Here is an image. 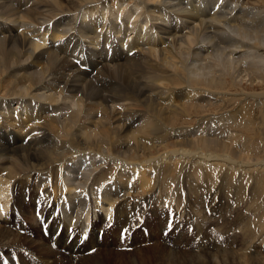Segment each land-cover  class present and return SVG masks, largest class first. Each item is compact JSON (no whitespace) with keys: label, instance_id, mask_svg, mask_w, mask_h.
Segmentation results:
<instances>
[{"label":"bare ground","instance_id":"6f19581e","mask_svg":"<svg viewBox=\"0 0 264 264\" xmlns=\"http://www.w3.org/2000/svg\"><path fill=\"white\" fill-rule=\"evenodd\" d=\"M141 3L143 10H136L130 24L123 27L129 32L122 31V37L117 38L108 29L110 48L106 46L100 24L117 19ZM195 3L197 11L189 8L185 0H0V201L7 202L6 206L0 202V255L10 263L13 256H19L22 264H222L225 254L232 257L235 254L234 258L241 256L242 252L232 253L231 249L233 238L236 240V227H244L242 222L248 220V215L235 212L244 216L223 220L225 228H220L216 237L209 239L207 223L212 220L207 215L211 201L206 198L207 208L203 204L189 207L196 202V196L186 203L181 190H166L169 185L161 188L166 185V179L174 183L176 175L182 173L206 177L208 172L213 173L215 164L230 169L256 167V172L264 166L262 159L259 161L262 167L257 168L258 161L251 157L253 154L247 155L250 151L242 154L246 150V141H243L246 132L259 130L251 127L254 124L251 111H246L242 105L234 111L231 108L218 111L224 108L223 104L212 105L222 96L227 98V93L236 88L242 90L237 95L241 102L264 103V70L260 69L263 66L245 55L253 48L256 53L259 50L263 53L262 25L259 28L258 24L251 23L255 24L259 18H253L248 6L250 0H205L203 5L193 0L192 7ZM255 3L264 5V0ZM242 6H246L245 9ZM142 12H146L145 15L142 16ZM145 22H152L154 26L149 29ZM87 24L89 26L82 29L81 25ZM249 25L257 28H248ZM226 26L236 32L235 36ZM233 43H239L241 49L237 51L231 46ZM220 47L228 48L226 52L232 59L247 47L250 51L246 49L244 58L234 60L233 72L213 68L208 78L189 76L193 69L189 65L195 62L192 55L209 51L211 58ZM242 72L250 81L248 86L235 81ZM226 77L232 81L230 85ZM249 87L252 90L245 92ZM195 94L202 96L203 101L197 102ZM53 109H57L56 116L50 115ZM190 123L191 127L186 129ZM40 126L42 135L50 132L58 142L44 147L27 146L30 141L40 142L36 135ZM212 127L225 136L209 139L205 131ZM156 148L163 151L156 155L153 151ZM84 156L88 157L87 161L98 159L91 162V168L87 167L89 177L86 174L80 186L63 184L60 171L77 172L69 160L81 163ZM187 162H193L191 167L184 164ZM179 163H182L180 169ZM166 166H171L170 172ZM149 183L151 185L146 187ZM47 189L60 190L61 195L71 197L74 221L69 224H73V229H79L89 220V237L81 250L94 247L91 253L78 258L72 253L67 258L58 253L61 259H52L48 242L49 249L43 250L20 234L17 218L25 214V210L35 211L44 198L41 194L49 192ZM72 192L77 195H71ZM171 193H175L174 196H168ZM239 196L235 194L233 200L239 202ZM155 199L169 206L173 203L183 219L191 218L194 234L191 239L197 241L196 246H202L200 251L190 238L163 237L160 247L142 244L138 247L135 243L146 240L139 237L137 230L129 237L127 246L120 247L112 241L113 229L102 235L100 244L97 242L94 232L105 224L106 214L116 227H127L130 224L127 221L136 213L137 216L160 214L158 209L145 211L147 203ZM53 204L51 197L49 214L61 212L60 206L53 207ZM255 204L252 216L255 214L259 221L252 223L257 224L256 230L260 228L258 238L251 241L249 220V227L240 231L244 250L257 244L252 255L264 249L262 205ZM198 218L205 222L202 232L196 224ZM58 227L52 224L50 231L56 233L58 245L62 238V246L66 230L59 228L58 231ZM34 233L37 235L38 231ZM41 239L45 243L46 238L41 236ZM25 241H31L36 250L42 251L24 250L21 245ZM74 243L75 240L70 245L66 243L65 250ZM181 243L184 247L175 250ZM114 247L113 251L99 253ZM142 252L148 255L142 257Z\"/></svg>","mask_w":264,"mask_h":264},{"label":"rangeland","instance_id":"374dc122","mask_svg":"<svg viewBox=\"0 0 264 264\" xmlns=\"http://www.w3.org/2000/svg\"><path fill=\"white\" fill-rule=\"evenodd\" d=\"M204 1L205 0H198V3L200 5H203ZM217 1H219V0H217ZM222 1H224V0H222ZM231 1H236V0H231ZM254 1L256 2V0H250L251 3L248 4V6L250 8L248 6H247V8H249L250 12H253L254 15H255V12L258 13V17H257V14H256L255 16L253 15V18L254 19L259 18V19H257V21L259 23L256 20L255 21L257 23L255 22V24H254V22H252V21H251V23H253V25H256V26L258 24L259 28L262 25V28H263L262 31L264 33V19H263L264 18V5H261L259 3H255ZM239 2H240V0H239ZM185 3L188 5L189 8H191V9L193 8L194 10L197 11L198 5L196 3L194 5V7H192L193 0H185ZM221 7H222V5H221ZM221 7H219V8H221ZM245 7L242 6V8H244V9H245ZM138 9L139 10H143V3L139 4L138 7H132V8H130L129 11H127L126 13L120 15L117 19H111V20H109L107 22H104V23H101L100 24L101 27H102L101 28V34L105 35V45L106 46L109 47V45H108V34H109L110 30H111V32H113V35H116L117 38L122 37V34H124V32H122V31H125V33H127V32L130 31V30H127V29L124 30V29L130 24V20L134 16V12L136 10H138ZM250 12L248 11L249 14H250ZM145 13L146 12H142V16L145 15ZM248 13H247V15H248ZM245 15L246 14H244V16ZM249 16H252V15H249ZM174 19L175 20H181V19H178L176 17H174ZM118 20H120L122 23L118 22ZM248 20L249 19H247L245 21L248 22ZM259 20L262 21V22H260ZM137 23H136V25H137ZM239 23H241V22H239ZM114 25H116V27H113ZM81 26H82V29H83L85 26H89V24H87V25H81ZM153 26H154V24L152 22L146 23V27H148L149 29H151ZM252 26L249 25L248 28H251ZM256 26H254V28ZM117 27H118V29H117ZM123 27H125V28H123ZM136 27L138 28L139 25H137ZM254 28L252 27L251 29H254ZM82 29H80V30H82ZM108 29H110V30H108ZM228 29H230V30H228ZM231 29L232 28H228V27L226 28V30L230 31V33H232V34L236 33L235 31H233ZM118 30L120 32H116ZM260 33H261V31H260ZM233 36H235V34ZM207 40H208V38H207ZM207 40H205V41H207ZM238 44L239 43H237V45L233 43L231 46H233V48H237L236 50L239 51L241 49V47L239 48V45ZM235 46H237V47H235ZM248 48L249 47H247L246 49L248 50ZM223 49L224 48L221 49V47L218 48V49H216L213 52L214 54H213V56H211V58L209 57V51H207L208 55H207L206 52H203V51L202 52H199V53H197L195 55H192L193 56V59L195 60V62H194V64L192 63V64L189 65L190 67H193V69L191 71L187 70V71H189V76L195 77V78H197V77L199 78L200 77V78H204L205 79V78L210 77V75L213 73L212 72L213 71V68H216L217 70L220 69V71H223V72L224 71L230 72V71L233 70V68L235 69L236 63L234 62V60L237 57L242 58L243 55L247 52L246 49H243V51L245 50L244 52L243 51H240L238 54H236L237 56H235V59H232V55H229V53L226 52L228 48L227 49H224V50ZM255 49L256 48L250 49L251 52L249 54H245V55L249 56L248 59H250V60L251 59L252 60H256L257 61V64H259V65L261 64V66H263V68H260V69L264 70V57H262V56H264L263 55L264 51L262 53V51L259 50V52H261V53H259V52H257V53L259 55L262 54V56H258V54L256 53V50ZM250 50H248V52ZM106 56H107V54L105 55V59H106ZM233 57H234V55H233ZM227 61L229 63H227ZM217 63H219V64H217ZM191 65H194V66H191ZM197 65H200V67L198 66V68H197ZM210 65H212V66H210ZM226 80H227V83L229 85L232 83V81L229 79V77H226ZM236 80L239 81L240 83H243L245 86L246 85L248 86L249 83H250V81L247 78V75H245V72L244 73L242 72L241 76L235 78V81ZM251 90H252V88L249 87L248 90L245 89V92H248V91H251ZM0 91H1V89H0ZM240 92H242V90L239 89V88H236L234 90H231L230 93H227V96H228L227 98L225 96H222L221 98L218 99L220 101L217 100L212 105H218V104L219 105L220 104L222 105L223 104L222 106L224 108L219 109L218 111H222V110H226L227 111V109H229V108H231L234 111L236 109V107H238L240 105H242L246 111H249V110L251 111V116H252L251 121H252V123L254 122V124H252L251 127L253 129L259 128V130L258 129H255V130H253L251 132H246L247 134L245 133L246 135H244L245 138H244L243 141H246V142H244L245 149L246 150H244V152H242V154H246V151L247 152L250 151L251 153H249L247 155L251 156L253 154L251 157H254V159L256 161H258L257 168L258 167H262L261 166V163L262 162H259V161H262V159H264V103L262 105L261 104L260 105L259 104L256 105V104H253V103L241 102V98L239 96H237L238 94H240ZM0 94H1V92H0ZM229 94H234V95H229ZM195 98H196L197 102L203 101L202 96H200L199 94H197V95L195 94ZM232 98H235V100H232ZM205 100L209 101L210 99H205ZM13 106L14 107H17V105H13ZM57 114H58L57 113V109H53L51 111V113H50L51 116H56ZM191 125H192V123H190L185 128L186 129H189L191 127ZM222 126H223V129H224V125H222ZM259 126H261V127H259ZM42 128L43 127L40 126L37 129V132H36V135L39 136L40 139H41L40 142H38V141H30L27 146H30L31 147V146H34V145H38L39 144L41 147H44V146H47V145L56 144L58 142L56 136L54 134H51L50 132L45 133V134L42 135V133H41ZM211 131H212V133H211ZM224 131H225V129H224ZM205 132L208 133V138L209 139H212L213 138L212 140H215L216 138L218 139V138H221V137L225 136L223 134L224 132H220V130H218V129L214 128V127L210 128L209 130H207V128H206V131ZM235 145H236L235 147L238 146V144H235ZM228 146H231L233 149L237 150L230 143H228ZM157 149H159L160 151H157ZM252 149H253V151H255L254 153H252L253 152ZM153 151H154V153L156 155H158L160 152L163 151V149L156 148V149H153ZM157 152H159V153H157ZM78 158H80V157H78ZM87 158L88 157H85V156L82 157L81 158V161H80L81 163H79V162L77 163L75 160L73 161L72 159L69 160L70 161V165L73 164L71 167L74 166L75 170L77 169V172H73V171L68 170V169L67 170L66 169L61 170L60 173H59V175L61 177V181H62L63 184H68V185L75 184V185H79V186H80V182L83 184L82 181L86 177V174L87 173L90 174V171L88 172V168L87 167H90L91 168V165H92L91 162L98 160V159L95 158V160L93 159L92 161H88L87 162V160H86ZM192 163L191 162H187V163H184V164L187 165V166H189V167H191ZM181 164L182 163H179V165H178V168L179 169L181 167ZM81 165H82V167H80ZM170 167L171 166H169V168L167 167V172H170L171 171V168ZM194 167L197 169V167H199V166H194ZM214 167H216V168H213V173L208 172V175H206L207 178L204 177V176L203 177H197V174H191V173L183 174L182 173L181 176L180 175L179 176L176 175V178L177 179L175 178V180H174L175 182L174 183H173V180H171V181L168 182V180L166 179V181L169 184H167V182H166V185L165 186H161V188L163 190V189L166 188V186H168V185L170 186V184H171V186L170 187L168 186L166 188V190L167 189L169 190L170 188H173L172 191H174V192H176V189H178L179 191L181 190V194L183 195V198H184V196L186 197V198H184L185 201H186V203L188 202V199L189 198H194L196 196V198H197V200H195L196 202H194V205L189 204V207H195L197 205H202V204L206 207V205H205L206 198H208V202L211 201L210 208H209L210 213H208V215H207L208 219L211 218L209 220H212V222L207 223L209 225V228H208L209 231H208V235H207V237L209 239L215 238L216 235L218 234L220 228H225V225L222 224L223 220L226 221V219L229 220V218L230 219H232V218H235L236 219L237 217H240L239 215H241V214H244L245 216L248 215L250 217V219H249V217H247V219L250 221V223L252 225H250V223H249L248 220H245L246 222L244 221L242 223L244 224V227L245 226L246 227H249V225L251 226V228H249V234H250V237H251V241L257 239L258 238V232H259V229L260 228L258 227V230H256L255 229V226L257 224L252 223V222H255V221L258 222L259 219L257 217H255V214H254V216H252L253 215L252 209H253V205L255 203L257 204L259 202L262 205V211H263L262 214H260V217L261 218L264 217V166L259 171H257V172H256V167H251L248 170L246 168L245 169H242V168L230 169L229 167H228L229 168L228 169V168H226V166H224V168H225L224 169L222 167V165H220V164H215ZM243 170H244V172H243ZM63 172H64V174H63ZM89 174H87L88 177H89ZM238 177H241V179L239 180ZM35 178L37 179V176H34V179ZM171 179H172V176H171ZM178 180H180L181 183ZM236 182H238V183H236ZM32 185L35 186L34 182H33ZM150 185L151 184L149 183L148 185H146V187H149ZM176 185H178V187H176ZM195 185H197L198 187L195 186ZM173 186H175L176 188H174ZM144 188H142V189H144ZM110 189L111 190H114V191L117 190V189H114V188H110ZM142 189H139L138 191H141ZM237 190H238V192H236ZM48 191L50 192V194H52L51 197L53 198V203H55L57 205V207L59 205L60 208H62V205L60 204L61 202H59V201H62V200H67L70 203H72V205H73L74 202L72 201L71 197H68V195H61L59 193L60 190H57L56 192H53V190H48ZM239 191H240V193H239ZM33 193L40 195V193H38L36 191L35 192L33 191ZM198 193H200V194H198ZM237 193L240 195L239 196L241 198L240 201L243 199L242 201L245 204H243L242 201L241 202L239 201L240 202L239 203V202H236L235 200H233V196L235 194H237ZM63 194H65V191L63 192ZM161 194L164 195V191H161ZM174 194L171 193V194H168V196L169 195L170 196H172V195L174 196ZM246 194H247V196H246ZM45 195H46V193H42L41 194V196H44V198H45ZM71 195L76 196L77 194H74V192H72ZM189 195H190V197H189ZM198 198H200L202 202ZM202 199H204V200H202ZM226 199L229 202H227ZM75 200H77V198ZM0 202H1V204L3 206H6V203L7 202H3V201H0ZM75 203H77V201H75ZM33 204H35V203H33ZM55 204H53V207L56 206ZM171 205L169 206V204H166V203L165 204H161L160 201L159 200H156V199H155V201L151 200V202H148L147 203L145 211L150 212L153 209H158V210H160V212H159L160 214H155V213L150 214V213H147L144 216L143 215L138 216L140 220L137 223H139L141 221H144V219H145L144 217H146L147 215H149L145 219V221H144V223L147 226V233L148 234H146V237H145L146 239L144 238V240H146V241L137 242V243H135V246L140 247L139 245L142 244L143 246L145 245V247L146 246H151V245H153L155 247L156 246L157 247H160V245H162L161 244V240H162L161 238H163V237L179 238V239L183 238L181 240H185V239H189V238H194L193 237L194 234H192V232H191V230H192L191 228L193 226V225L191 226V218H189L187 220L183 219V217L180 214V209H176L175 206H173V205H172V208H173L174 213H176L177 214V217H180L181 220H178V222H176V223L173 222L171 224L169 222L167 224L168 225V233L166 235H164V236H161L160 231L162 229L163 224H165V222H166V217H164L163 219H161L160 218V215H163V212L165 213L166 206L167 207L169 206L168 208H169V210H171ZM49 206H50V198H46L45 201H44V203H43V206H41V208H40L41 210H39L41 213L43 211V215L45 217H47V218H48L49 213H50V211H47ZM36 207H38V206H36ZM77 208L78 207H75L74 210H77ZM29 209H31V208H29ZM33 212L34 211L28 212L27 210H25V214H23V215H21L20 217L17 218V222L16 223H17V225L20 228V234L23 235V236H26L27 238H29V240L33 241L35 244L40 245L43 250L49 249L47 247V242L48 241H46V239H43V240H45V243H44L42 241V239H41L42 234H41V231H40V227L36 224L35 219L32 216ZM235 212L241 213V214L237 215V213H235ZM57 214H60L59 215V220L60 219H64L66 222L68 221L67 222L68 224H69V221H71V220L73 221V219H74V218L71 219L70 217L69 218H63L64 213H62V212H58V213H56V215ZM197 214H199V213H197ZM50 215L52 216V214H50ZM136 215H138V214L136 213L135 216ZM244 215H241V216L243 217ZM60 216H61V218H60ZM71 217H74V216L72 215ZM242 217H240V218H242ZM254 217L257 218V219H255ZM93 218L95 220H98L96 216H93ZM167 218H170V216H167ZM216 219H218V223L216 222ZM213 221L215 223H213ZM127 222L130 223V220L127 221ZM203 222H204V220L203 219L200 220L199 218H198V220L196 222V224L198 225V229L201 232L205 229V225H204L205 222L204 223ZM247 223H249V224H247ZM24 224H25V227H24ZM263 225H264V221H263ZM126 226H127V224H126ZM238 227H236V230H235V231H237V235H236V240L233 238V245H232L233 248L231 249V251H232V253H235V252H239L240 253V252H242V254H241L240 257H236V258H234L235 257V254H233V257H232V254H230V255H226L225 254V256H224L225 257V263L222 262V264H253V263L254 264H264V249L261 252H259V254H257L258 256L257 255L250 254L252 252V250H254V247L257 244L253 245L251 248H249V250H244L245 247H244V244H243L244 243L243 236L240 234V231H242V229H244V227L243 226H240V225ZM241 227H243V228H241ZM32 228H33L34 231H38L37 235H35L34 231L31 230ZM58 231H59V227H58ZM233 231H234V229H233ZM60 232H62V230H60ZM60 232H58V233H60ZM178 234L181 237L178 236ZM63 236H65V234ZM110 236L107 237V240L110 238ZM111 237L112 238H116V230H114V233H112V236ZM139 237H140V235H139ZM31 241H29V242H26V241L23 242L22 245H21V248H23L24 250H29L31 253H37V252L39 253V252H41L42 250H36L35 247H33L34 246L33 245L34 243H32ZM113 241H114V239H113ZM59 243L62 244V238H61V241H59ZM60 244L58 245V247H64V245L60 246ZM183 244L184 243L178 244V246L176 244L177 247H174V249L177 250V251L179 249H182V247H184V246H182ZM193 244L195 246L198 245L197 244V241H195V240H194V243ZM99 246L101 247L102 245H99ZM100 247H98V248H100ZM201 247L202 246H200V247L199 246H196L195 249L197 251H200L201 250ZM64 250H65V247H64ZM64 250H62V248L56 249V250H52V254H50V257L52 256L51 257L52 259L60 260L61 259V256L59 257L56 254L60 253V254L63 255V257H66L67 258L72 253V254L76 255V257L78 258V257H80L81 254H84L85 253V250L84 251L83 250H81V251L78 250L79 252H81L80 254H78L76 251L71 252L70 249L65 250V251ZM113 250H115V247H114V249H108V250L101 251V252L99 251V253L102 254L104 252H109V251H113ZM135 250H137V249H135ZM54 251H56V253ZM66 251H68L69 254H67ZM85 254H87V253H85ZM146 255H148V254L145 253V252H142L140 254V256H142V257H145ZM251 255L253 256L254 259H252V256ZM259 256H261V257H259ZM51 258H49V259H51Z\"/></svg>","mask_w":264,"mask_h":264}]
</instances>
